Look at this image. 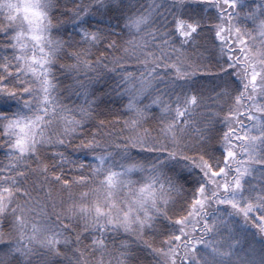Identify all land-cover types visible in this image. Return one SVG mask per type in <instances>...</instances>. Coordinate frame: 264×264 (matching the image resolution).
Masks as SVG:
<instances>
[{"label": "snow or ice", "instance_id": "snow-or-ice-1", "mask_svg": "<svg viewBox=\"0 0 264 264\" xmlns=\"http://www.w3.org/2000/svg\"><path fill=\"white\" fill-rule=\"evenodd\" d=\"M0 264H264V0H0Z\"/></svg>", "mask_w": 264, "mask_h": 264}, {"label": "trees", "instance_id": "trees-1", "mask_svg": "<svg viewBox=\"0 0 264 264\" xmlns=\"http://www.w3.org/2000/svg\"><path fill=\"white\" fill-rule=\"evenodd\" d=\"M112 108H113L114 111H119V106L118 105H113ZM109 118L112 119V118H118V117H109Z\"/></svg>", "mask_w": 264, "mask_h": 264}]
</instances>
